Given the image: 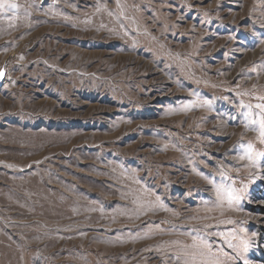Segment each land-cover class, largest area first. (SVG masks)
<instances>
[{
	"label": "rangeland",
	"instance_id": "1",
	"mask_svg": "<svg viewBox=\"0 0 264 264\" xmlns=\"http://www.w3.org/2000/svg\"><path fill=\"white\" fill-rule=\"evenodd\" d=\"M0 264H263L264 0H0Z\"/></svg>",
	"mask_w": 264,
	"mask_h": 264
},
{
	"label": "water",
	"instance_id": "2",
	"mask_svg": "<svg viewBox=\"0 0 264 264\" xmlns=\"http://www.w3.org/2000/svg\"><path fill=\"white\" fill-rule=\"evenodd\" d=\"M5 78V71H1L0 72V81L3 80Z\"/></svg>",
	"mask_w": 264,
	"mask_h": 264
},
{
	"label": "trees",
	"instance_id": "3",
	"mask_svg": "<svg viewBox=\"0 0 264 264\" xmlns=\"http://www.w3.org/2000/svg\"><path fill=\"white\" fill-rule=\"evenodd\" d=\"M262 263L264 264V260H262Z\"/></svg>",
	"mask_w": 264,
	"mask_h": 264
}]
</instances>
